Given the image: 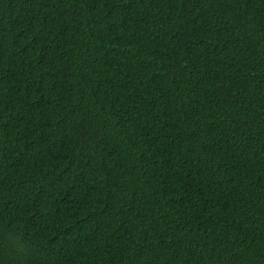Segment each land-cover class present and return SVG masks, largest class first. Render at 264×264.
Returning <instances> with one entry per match:
<instances>
[{"label":"trees","instance_id":"16d2710c","mask_svg":"<svg viewBox=\"0 0 264 264\" xmlns=\"http://www.w3.org/2000/svg\"><path fill=\"white\" fill-rule=\"evenodd\" d=\"M0 264H264V0H0Z\"/></svg>","mask_w":264,"mask_h":264}]
</instances>
